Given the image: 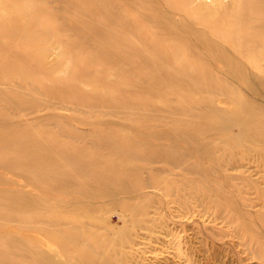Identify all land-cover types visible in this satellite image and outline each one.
I'll return each mask as SVG.
<instances>
[{"label":"rangeland","instance_id":"rangeland-1","mask_svg":"<svg viewBox=\"0 0 264 264\" xmlns=\"http://www.w3.org/2000/svg\"><path fill=\"white\" fill-rule=\"evenodd\" d=\"M167 1L175 3L178 7L176 17L195 19L197 27L209 29L213 32L212 36L219 41L227 39L239 42L240 48L229 44H225V47L231 51L238 49L237 58L245 65L247 71L264 77V69L260 70V67L263 68L261 57L264 58V0H236L237 5L233 3L226 6L218 20L211 14L208 15L207 12L208 10L216 11V8L200 7L196 1L189 2L188 0H161L159 4L165 7L169 4ZM20 2L21 0H0V73L7 81L6 85L0 84V119L27 122L29 126H37V128L47 126L54 134H57L59 139L69 145L82 146L83 148L80 147L82 153L77 150L69 152L76 162H69L68 165L59 168L52 167V170H55L56 175L59 174V176L78 171V174L72 175L71 181L82 189L87 188L88 185L92 186L88 189L101 188L103 184L91 180L92 177L102 179L100 175L105 176L107 182L112 184L111 186L115 184L117 186L119 181L124 180L129 187L141 188L146 182L151 183L153 179L157 183L160 181V184L154 187H144L133 193L139 197V200L133 201L132 205L135 207L136 204L142 205L140 209L137 206L139 212H136L138 214H136L137 217L134 215V218L122 217V211H125L122 202L124 195L117 196L118 199L117 197L96 198L94 201L82 197L80 199L84 200L86 205L82 212L66 211L69 217L77 219H83L81 215L86 212L92 213L94 221L87 219V221L84 219L75 221V219L76 223L72 222L77 227L73 226L74 230L78 229L77 233L83 238L86 236L84 239L90 245L100 241V243L114 242L102 248L95 247L93 249L95 253L107 259L106 264H264V218H261L264 216L258 215V212L264 210L261 204L255 201L254 204L249 205L250 203L241 196H236L235 206L222 207L221 211L213 203L207 201L197 205L188 200L180 204L175 191L164 186V184L180 186L182 182L191 178V174L183 173L180 168L170 167L171 165L159 160L156 145L169 143L174 137H159L156 134L174 127L192 130L200 137L209 138L210 134L204 126H196L192 113V110L194 112L204 107L205 104H209V94L204 93L201 94L202 98H195L188 88L178 90L175 84L168 89L163 88V84L159 87L137 84L145 73L158 77L161 73L172 70L173 66L177 67L184 62H188L186 68L188 74L194 68L206 75L203 62L191 57L190 46L177 44L176 47L182 51L176 59L174 54L173 57L171 56L168 41L156 40L153 25L141 17L142 13L151 11L149 1L27 0L31 6L37 7L39 4L48 6V10L34 13L30 17H22L21 14L26 11V8L21 6ZM9 17H14L15 20H10ZM30 30L33 32L31 33ZM95 47L120 52L121 56H126L124 58L127 60L134 64L138 63V68L130 72L119 73L116 70L120 63L112 57L97 53ZM132 48H137L141 52H132ZM144 56L152 58L151 61L159 56L165 59L162 62H151L152 65L146 66L139 63ZM188 74L185 76L187 79L197 82ZM182 75L186 74L182 73ZM207 76L202 80H205L206 84H213V76H209L210 79ZM181 79L175 81L174 78L170 81L180 83ZM100 92L105 95L104 99ZM24 93L25 96H23ZM109 96L122 99L123 105L120 110L123 113L126 110L129 115L121 118L115 116L116 112L106 107L112 102ZM211 99L214 100V97ZM59 102L64 105L60 106ZM29 104L35 105L37 110L30 111V107L26 109ZM151 107L161 109L163 113L149 112L147 109ZM19 108L25 110L20 112ZM133 114L135 117L130 116ZM56 125H60L64 130L57 131ZM122 128L127 129L131 137L141 139L143 144L121 139ZM63 131L69 132L70 135ZM26 132V137L18 133L14 138L16 140L10 139V143L14 142L15 147H18L16 145H31L30 141L35 139L51 144L56 150L65 148L59 141H53L50 135L43 136L36 129L26 130ZM99 144L104 146L100 149ZM122 149L126 151V155H121ZM3 154L12 156L15 152L10 153L5 149ZM109 154L112 156L110 157ZM80 161L84 162L82 166L78 164ZM110 162L114 165L111 166ZM190 162V164L195 163L193 159ZM245 162L248 167L242 168V172H245L248 179H258L261 174L264 176V165L258 157L248 156ZM203 163L210 164L206 160H203ZM37 164L39 165L34 169L25 170L28 181L12 173L3 172L2 169L0 173L3 177L22 182V189L33 195L36 203L40 200L43 205L52 202L57 211L67 208V201L72 197L70 191L60 187L55 190L51 189L54 188L53 185L36 176L40 173L48 174L45 163L39 161ZM151 168L163 171L166 169L165 171L170 174L164 178L162 176L165 173L156 172L155 176ZM228 172L222 170L224 174ZM4 184L7 183L0 185ZM238 184L239 187L242 186V194H247L250 199H253L252 188L242 183ZM143 193L147 194L143 196L144 198L140 196ZM73 201L76 202V200ZM104 204L106 208L101 207ZM110 204L113 206L111 207ZM96 207H98V212ZM28 210V213L20 214L28 226L17 232L20 237L22 236V244L18 252L27 254L21 264H34L35 256H32L30 250H38L39 239L43 241V249L52 250L56 256L66 252L65 248L69 247L67 241L65 248H62L63 243L60 244L61 247H58L56 238L54 241L53 236L47 237L45 231L34 229L33 225L41 223L42 218L48 221L47 212L35 208ZM40 214H43V217ZM56 220L61 223L59 219ZM135 220L137 223L133 222ZM30 225L33 226V230ZM89 225H91L90 228ZM59 227L62 228V226ZM91 230L96 234H93ZM120 242L124 246H121ZM23 245L32 246L25 248ZM78 252L81 253V251ZM79 253L69 252V258L74 260L73 257L84 256ZM75 261H72V264ZM99 264H104V262Z\"/></svg>","mask_w":264,"mask_h":264},{"label":"bare ground","instance_id":"bare-ground-1","mask_svg":"<svg viewBox=\"0 0 264 264\" xmlns=\"http://www.w3.org/2000/svg\"><path fill=\"white\" fill-rule=\"evenodd\" d=\"M38 1H41V0H38ZM148 1L151 6V11L142 13L141 17L144 21L151 23L153 25V29L156 31V40L157 41H160V40L168 41V48L171 51V56L173 57V54H174V57H176V59L180 56V52L182 51L181 49H180L181 51H179V48L176 47L177 44L180 45L179 43H181V44H184L185 46L188 45L186 47L190 46L191 47V50H190L191 57L195 60L200 59V61L203 62V64L206 67V75H208L207 77L209 79H210L209 76H213V84L211 83L206 84L205 80L204 81L202 80L206 78L205 77L206 75H203L202 72L199 71L198 69L195 70L193 68L190 70L191 73L189 74L190 76L195 78L197 82L187 79L185 76H187L188 74L186 70V68L188 67V62H184L183 64H180L177 67L173 66L172 70H167L166 72L161 73L160 76L158 77H155V75H151L149 73H145L143 75V78H141L140 81L137 83L138 85L139 84L144 85V86L149 85L153 87H159L163 84L162 85L163 88L166 87L167 89L170 88L171 85L175 84L176 88L178 87L177 88L178 90L188 88L189 91L191 92V95L195 98H202L201 96L204 93L209 94V104H205L204 107L200 108L199 110H194V112L191 109L193 116H194L193 120L196 126H204L205 127L204 129H206L210 134L208 135L210 136L209 138L200 137L197 133H195L192 130H187L185 128H174V127L160 131L156 134L159 137L167 136L170 138L174 137L175 139V140L173 139L169 143L166 142L167 144L164 143L160 145L161 143H159L158 145H156L157 147L156 150H158L159 160L171 165L170 167L174 166V167L180 168L183 173L191 174L190 176L191 178L189 177L190 179L185 180L186 182L185 181L182 182L183 185L182 184L180 186L178 185L174 186L170 184L167 185V184H164V182H162V184H164V186L167 187L168 189L172 188L171 190L175 191V195L178 196L177 200L180 204H183L188 200L196 203L197 205L199 203L201 204V203H204V201H207V202L213 203L214 206L218 210H220V208L225 207V206L229 208L235 206V203H236L235 198H237L236 196H241V198L243 197L244 200L250 203L249 205L254 204L256 201L259 204H261V206L264 208V186H262L264 183L263 174H261L260 175L261 177H259L258 179L251 180L247 178V175L244 174L245 172H242L243 171L242 168L248 167L247 162H245L247 161L248 156L255 155L256 157L259 158V160L264 165V77H260L257 73L247 71L245 65L237 58L236 52H238V49H233V51H231L225 47L226 46L225 44H229L230 46H233L235 48H238V47L240 48L239 42L228 41L227 39H224V41H219L212 36L213 32L210 31L209 29L207 30L205 27L204 28L197 27L195 24V21H196L195 19L191 17H183V16L176 17L175 14L178 12V9H177L178 7L176 6L175 3L172 4L167 1L169 4L163 7L161 4H159L161 0H148ZM188 1L189 2L196 1L200 7L207 6L210 9L216 8V11H209V10L207 11L208 15L211 14L216 20H218V17L223 13V10L226 6L237 2L236 0L234 1H231V0H188ZM19 4L26 8V11H23L21 14L22 17H30V15H33L34 13H37V12L41 13V11H44L46 9L48 10V6H44L42 4L37 5V7L34 5L31 6L30 4L27 3V0H21ZM235 5H237V3H235ZM200 16L198 17L201 18ZM8 19L15 20L14 17H9ZM112 24H114V22ZM156 40L155 42H157ZM169 41H173L175 43L170 42L171 43L170 44ZM84 42H85V39H84ZM149 44L151 43L149 42ZM80 47H84V46H80ZM95 51H97V53L101 54L102 56L112 57V59H116L120 63L116 70L119 73H125V71L130 72L138 68V63L134 64L132 63V61L127 60L126 58H124L126 56L124 57L123 55L121 56L120 52L108 51L107 49L99 48V47H95ZM132 52L139 53L141 52V50L137 48H132ZM261 58L263 61V68L260 67V70L264 69V58L263 56ZM151 59L152 58L150 57L144 56L140 59L139 63L142 65L150 66L152 65V63L159 62V61L162 62L163 59H165V57L162 58L161 56H159L156 59L157 61L155 60V58L153 61H151ZM182 73H185L186 75H182ZM2 76L3 74L1 75L0 73V84L6 85L7 83V81L5 80L6 78L4 77L2 78ZM174 78H175V81L181 78L182 79L180 80V83H175V82L171 83L170 80ZM216 83L218 84L215 85ZM100 93L101 95H103L102 92ZM23 96H25V93ZM104 96L105 95H103V99H104ZM212 97H214V100L211 99ZM109 100L112 102L108 101L110 102V105L106 107L110 108L111 111H113L114 113L116 112L115 116H118L121 118V117H126L129 115L127 114L126 110L124 111L122 109L124 113L121 112L120 110L121 106L123 105L122 99L111 97ZM59 103H61L60 106L64 105L62 102H59ZM48 105L47 107H49ZM29 107H30V111L37 110L36 106L33 104L27 105L26 109ZM62 107L64 108L67 106H62ZM23 109L24 108H19L18 110L21 112L23 111ZM77 110H78V107H77ZM147 110L155 114L163 113L161 109H154L153 107L148 108ZM130 116L135 117L134 114ZM68 123L70 126V122ZM28 124L27 122L25 123V122L18 121V120L11 121L9 119L8 121L5 119L4 120L0 119V169H2L3 172L6 171L9 173H12L16 175L17 177L24 179V181H28V176H27L26 171H28L31 168L34 169L35 166L39 165L37 163L41 161L45 163V167L47 168L46 173L48 174L40 173L36 176L44 181H48L51 185H53L54 188H51L50 186V188L53 190H55L57 187L67 189L68 192L70 191L72 197L69 200L67 199L68 200L67 201L68 204L66 203L67 208L59 209L57 211L55 209L54 203L49 202L48 204L43 205L41 204L42 203L41 200L38 203H36V200L34 199L33 195H30L28 192L22 189V186H23L22 182H20L19 180L16 181L15 179H12V178L8 179L6 177H3L0 173V184L7 183V184H4L3 186L0 185V264H21L22 259L23 258L26 259L27 254L18 252V249L21 247L20 245L22 244V239H21L22 236L20 237L17 232L28 226V224L22 220L20 214L28 213V211H30L28 209L30 208L41 209L47 212L49 216V218L46 217L48 221H45L43 220L44 218H42L41 223H38L37 225H33L35 227L34 229H40L39 231L41 232L42 230L43 232L45 231V234H47V237H49V235L53 236V240L54 238H56L58 240L57 242L58 244L56 243L58 247L59 246L61 247L62 245L60 244L63 243L62 248H65V246H67L66 241L68 242V246H69L68 249L65 248L66 252L60 254L61 256L60 255L56 256L55 255L56 253H52V250L51 251L44 250L42 246L43 241L39 239L38 241L39 248H37L38 250L36 249L30 250L32 253V256H35L34 264H72V261L74 260H76L75 262H73L74 264H99L100 262H104V264H106L107 259L101 256H98L95 253V250L93 249H95V247L102 248V247H105V245L109 246L111 245V243L114 244V242L107 241L106 243H103V242L100 243L101 241L99 240L100 242H95L94 245H90L84 239L86 236L83 238L80 234L77 233L78 229L75 231L73 226L76 227L75 221H82L83 219L93 220L92 213L86 212L82 214L83 217L80 214L81 218L83 219H77L76 217H71V216L69 217L66 214V211L82 212V210H84L86 206L84 204V200L80 199L82 197L86 198L89 201H94L96 198L104 199V198H109V197L113 198L119 195H124L122 202L124 203L123 206L125 208V211L124 210L122 211L123 212L122 217H125V219L130 218V217L134 218V215L138 214L136 212H139L137 211V206H138V209H140V206L142 205L136 204V207L132 205L134 204L133 201L139 200V197H137V195H133V193H136L137 190L144 188V187H154L156 184H160L159 183L160 181L158 180L159 182L157 183L153 179L151 180V183H150V182H146L147 181L146 180L145 185L142 186L141 188L129 187L126 181L124 180L119 181L120 183H118L119 185L117 186L116 184L111 186L112 184L110 185L107 182L106 177L100 175L102 179H97L93 177L91 178L92 181H97L100 184H103V186L101 188H98V190L90 189L92 188V186L90 187L89 185H88V187H90L89 189L88 187L87 188L84 187L82 189L81 187L75 186L76 184L71 181V177L74 173L78 174V171H74V173L71 172L63 176L62 175L59 176V174L56 175L55 170H52V167L59 168V167L68 165L69 162L70 163L76 162L75 159L72 158L73 156L69 155V152L73 150L74 151L77 150L82 153L83 147L80 146L82 147L80 148L74 145H69L64 140L59 139L57 134H54V132H52L47 126L37 128V126H31V125L29 126ZM75 127L76 126H74V128ZM55 128L59 132L63 129L60 125H56ZM34 129H36L38 133L42 134L43 136L50 135L53 141L54 140L59 141L61 146H64L65 148L56 150L51 144H47V143H44L42 141L35 140V139L33 141H30L31 145H27V144L26 145H16L18 147H15V145H13L14 142L10 143V139L12 141L16 140L14 138L15 136H17L18 133L25 135L26 137L27 136V134H25L26 130L32 131ZM67 129L70 130V128H67ZM71 133L73 132L71 131ZM121 134L122 135L119 134L121 139L124 138L125 140L127 139L128 141H131L133 143L141 142V139L136 138V137L134 138L131 137L127 129L122 128ZM116 136L118 137V135ZM141 143L143 144V142ZM101 145H100V149L101 147L104 146V145L103 146ZM5 149H7V151L10 153L15 152V155L11 156V155L3 154V150ZM126 154H127L126 151L122 149L121 155H126ZM192 159L195 161V163L193 162L192 164H190L191 163L190 161H192ZM101 160L103 161V159ZM203 160L208 161L210 164L203 163ZM109 161H112V160H109ZM82 163L84 162L82 161L78 162V164L81 166L83 165ZM110 163H111V166L114 165V164L112 165L113 162H110ZM162 168H164V166ZM222 170L225 172L226 171H229V172L225 173L226 174L225 175L224 173H222ZM152 171H154L152 172L153 175L157 174L156 172L165 173V175L163 174L164 176H162L164 178L167 174H170L168 171L164 172L162 169H154V170L152 169ZM135 173L137 174V172ZM176 177H180V176H176ZM237 182L242 183V185L244 186H249L252 188L253 199H250L249 196H247V194H244V195L242 194V190H241L242 186L239 187L238 186L239 184ZM25 184H28V183H25ZM140 196L144 198L143 196H147V194L143 193ZM73 200H76V202H74ZM87 205L89 206L90 204H87ZM105 205L106 204H104V206ZM111 205L112 204H110V206ZM104 206H101V207L106 208V206L105 207ZM97 208L98 207H96V209ZM97 212H98V209H97ZM258 215L264 216V210L261 212H258ZM145 216L146 215H144V217ZM261 218H264V217H261ZM56 219H59L61 223L57 222ZM136 220H138V218ZM136 220L133 222H136ZM72 222H75V223L72 224ZM100 225H103V224H100ZM132 225L134 224L132 223ZM33 226L30 227L32 230H33ZM59 226H62V228ZM90 226L91 225H89V228ZM54 227L56 229H54ZM99 228H101V226ZM56 233H58V235ZM93 234H96V233H94L93 231ZM87 239L89 238L87 237ZM120 244L121 246L123 245L121 242ZM29 247H27L26 245L25 248H29ZM25 250H28V249H25ZM68 251L72 253H75V252L79 253L78 251H81V253L79 254H83L84 256H81L78 254L79 255L78 257H73L75 259L71 260V258H69ZM109 261H111V259Z\"/></svg>","mask_w":264,"mask_h":264}]
</instances>
